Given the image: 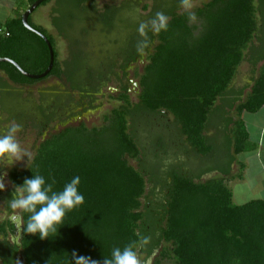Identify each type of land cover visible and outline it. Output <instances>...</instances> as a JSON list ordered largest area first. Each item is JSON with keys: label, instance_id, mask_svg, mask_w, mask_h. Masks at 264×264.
I'll list each match as a JSON object with an SVG mask.
<instances>
[{"label": "trees", "instance_id": "obj_1", "mask_svg": "<svg viewBox=\"0 0 264 264\" xmlns=\"http://www.w3.org/2000/svg\"><path fill=\"white\" fill-rule=\"evenodd\" d=\"M35 1L25 0L16 17L0 22L4 27L0 58L14 61L25 72L37 75L48 66L49 51L40 36L25 28L21 18ZM50 1L45 0L38 7ZM152 1L147 16L138 14L135 4L125 3L142 24L149 25L146 37L137 33L133 40L130 36L120 57L110 54L112 63L107 73L101 71L94 87L86 85V81L84 86L71 84L72 91H79L84 100H89L88 105L80 106L81 116L99 107L95 105V95L104 85L111 81L118 84V104L103 115L101 126H68L69 118L58 124L59 130L50 131L52 118L40 110V142L25 168L8 171L11 188L0 194V200L9 212L8 201L25 195H17L15 186L26 178L44 176V187L53 185L51 196L79 176L78 190L84 195V203L67 212L58 232L50 233L44 240L23 231L26 214H19L21 231L15 243L10 239L15 235L14 225L8 218L0 222V264H71L73 251L103 264L105 258H111L113 248L123 249L133 242L137 243L141 264H147L157 252L155 264H264V201L234 205L232 192L226 186V180L241 179L245 168L241 163V173L231 176L237 156L255 150L243 116L264 109V63L257 68L264 61V0H258V6L255 0H208L191 11L196 16L194 21L188 19V11L177 13L181 0ZM79 6V12H86ZM157 13L168 18V28L154 34L150 21ZM30 16L29 26L46 36L53 49L52 70L45 78L35 80L23 76L12 64L0 62V73L19 86H31L48 77L65 78L53 39L43 28L34 26ZM260 20L262 26L258 25ZM99 21L104 31H110L103 17ZM198 24L200 32L195 37ZM80 49L84 58L86 52ZM247 52L255 76L251 77L250 86L232 88ZM142 61L137 101L132 102L128 71ZM232 110L233 116L229 114ZM219 112L223 113L219 127L223 126V135L227 136V149L216 154L206 133L212 125L211 115ZM72 113L71 107L70 114L58 118L71 117ZM213 119L212 126L216 128L218 118ZM155 120L164 123L159 133L153 132ZM177 128L187 145L184 155L194 163L186 162L188 172L195 173L175 174L166 181L151 170L154 180H146L148 172L134 168L129 160L138 161L140 155L150 153L151 133L160 136ZM148 182L152 185L146 192ZM160 185L165 189L162 192ZM155 195L156 202L152 203ZM149 227L154 240L140 246Z\"/></svg>", "mask_w": 264, "mask_h": 264}, {"label": "rangeland", "instance_id": "obj_2", "mask_svg": "<svg viewBox=\"0 0 264 264\" xmlns=\"http://www.w3.org/2000/svg\"><path fill=\"white\" fill-rule=\"evenodd\" d=\"M205 1L208 0H192L194 6L187 11H193L197 7H200ZM128 2L135 4L138 14L143 16H147L150 13L153 5L152 0H51L46 5L38 7L31 14V23L34 26L43 28L47 35L53 39L57 60L65 72V78L63 76L61 79L48 77L31 86H17L10 83L7 77L0 73V136L7 134L10 123L15 121L21 125L22 128V131L16 134V139L21 144L22 148L29 153V155H25L20 162L7 158L0 161V180L5 183V189L4 191H0V194L11 188V183L8 179V171L12 168H25L32 159L35 153V147L40 142L38 130L43 122L41 115L42 111L46 113V117L49 116L52 118L49 121L48 129L50 131L53 129L59 130L60 126H58V124L69 118L70 120L66 124L68 126H78L80 123H84L88 127H99L102 125L103 115L107 112L109 113L112 107L118 104V101L115 99L118 94V84L115 81H111L102 89V93H104L103 96L95 97L97 100L95 105H99V107L90 109L80 117V112L82 111L80 106L86 105L89 100L88 98L84 100L83 96H80L79 91H72L71 84L80 83L79 85L84 86L83 83L86 81L88 83L86 85L91 88L94 87L96 85V79H98L99 75H102L101 71L105 70L107 73V68H109V65L112 63L110 62L112 58L111 55L114 54L120 57V54L124 53L127 46L128 38L130 36L134 37L133 40L136 38L135 35L138 33L136 29L142 23L133 11L127 10L126 4ZM79 3H81L82 6H79ZM258 5V0H255V6ZM261 5L264 9V2ZM77 6L85 9L86 12H79ZM144 6H147L146 10L143 9ZM184 11L186 10L180 7L177 13L181 14ZM102 17L106 20V24L110 26V31H104L102 29V24L99 21ZM258 17L260 19L259 13ZM258 25L262 26L261 20ZM197 26L198 27L193 32L195 37H197L200 32V24ZM111 27L115 28L111 29ZM262 32L264 34V27ZM262 37L264 40V35ZM256 43L257 42H255V44ZM80 48L86 52L83 53L84 58H82ZM248 59L249 56L246 55L245 60L239 66L232 88L251 85V77L255 76V74L252 72L253 70ZM143 65L144 61L137 62L128 71V80L132 84V89L130 91V100L132 102L137 101V83L138 77L142 74ZM254 72H256V70ZM249 89L250 87L246 89L244 96L249 92ZM69 96L71 97L69 98ZM56 101L59 106L58 109L56 108ZM71 107L74 108V113H72L71 117L67 118V116H62L58 118L60 115H66L67 112L70 114ZM54 111L56 115L50 116L54 114ZM229 114L233 116V110ZM262 115V113L259 114L258 117L255 115H246L245 119L250 123L252 118H255L257 120L253 119L252 121L257 125L259 122L263 121L261 118ZM166 116L167 118L170 117L169 115ZM215 116L218 118L217 123H219L216 130H220V132L217 133V139L215 138L214 142L210 143V145L216 154H221L227 149L225 142L227 136L223 135V126L222 129L219 127L220 123L223 122V120L220 119V117H223V113L219 112L211 115L210 118L212 119L209 122L210 124L212 123V125H215L213 119ZM163 125L164 123L161 122V120H155V129H153V132L159 133ZM212 125H209L207 128L208 137L210 139L214 136ZM143 130H145L144 127ZM249 131L250 133L253 131L252 126H250ZM159 135L160 136H157V134L154 135L151 133L148 139V143H151L153 146L149 150L150 153H145L144 156L140 155L138 161L129 160V164L141 170V172H148V175L146 174V180H150L151 177H153L152 179L154 180V176L149 174L152 170L154 175L158 174L163 180L170 181V168L176 170L178 166L182 164L185 168V171H181L182 174L190 175L191 173H195V170H192L191 173L186 172L188 171L186 162L189 165H193L194 163L190 158L184 155L183 150H186L187 145L181 142L177 132L166 130L164 134L160 133ZM255 138L256 135L253 136L252 133V137L249 139L250 144H252L251 142L255 140ZM153 141L156 146L153 145ZM148 147H150L149 144ZM140 149H142V147ZM237 158L239 161H243L245 166L241 174V179L237 177H235V179H230L229 177L230 180H226V186L232 192L233 204L242 205L256 200L264 201V151L262 154L261 151L260 154H256V152H246L239 155ZM9 165L12 166L9 167ZM192 168L193 167H191V169ZM240 170L239 165L234 164L231 176H237L241 173ZM175 174L177 175L179 173H175L174 171L172 176ZM204 178L206 177L202 179ZM151 185V182L147 183L146 192L149 191ZM161 188L160 185L158 189L161 192L165 190ZM150 199L151 197L149 200ZM151 201L152 203L156 202V195L152 196ZM143 203H145V201H143ZM8 216H10L9 212L6 210L5 204L0 200V222ZM16 216H19V214ZM163 225L164 223L162 222L161 226ZM146 231L149 242L153 241V229L149 227L146 228ZM10 239L12 240V238ZM157 257L158 252L147 264H155ZM139 259L141 260V258Z\"/></svg>", "mask_w": 264, "mask_h": 264}, {"label": "clouds", "instance_id": "obj_3", "mask_svg": "<svg viewBox=\"0 0 264 264\" xmlns=\"http://www.w3.org/2000/svg\"><path fill=\"white\" fill-rule=\"evenodd\" d=\"M181 6L187 11L194 5L192 0H181ZM188 19L194 21L196 16L193 12L188 11ZM150 30L154 34H159L161 31H167L168 18L157 13L155 18L150 21ZM148 24H141L138 28V33L141 37H146V29ZM21 125L12 121L7 130V134L0 136V161L4 159L22 161L25 155L29 153L22 148L21 144L16 139V134L21 132ZM12 165H9L11 167ZM80 177H73L70 182L66 183L63 190L53 192L49 195L52 189V184L47 187L45 178L42 175H34L32 178H26L21 185H16L15 190L17 195L24 193L23 198H13L8 201L7 208L10 218L17 214H26L27 218L23 224V231L32 236H38L40 240L47 239L50 233H57L59 225L62 224L67 212L84 203V195L78 190ZM5 183L0 180V191H4ZM13 243L16 242L13 237ZM149 243L148 237L140 239V246ZM137 243L133 242L123 249L113 248L111 258H105L103 264H141L136 251ZM71 264H98V261L83 255H77L76 251L71 253Z\"/></svg>", "mask_w": 264, "mask_h": 264}, {"label": "crops", "instance_id": "obj_4", "mask_svg": "<svg viewBox=\"0 0 264 264\" xmlns=\"http://www.w3.org/2000/svg\"><path fill=\"white\" fill-rule=\"evenodd\" d=\"M24 5H25V0H0V22H4V21H6L8 19H12V18L16 17V15H18V13L22 10ZM246 55L251 57V55L248 52L246 53ZM262 63H264V61L260 62V64L258 63L259 64L258 68L262 65ZM249 64H250V62H249ZM261 113L263 114L262 117H261L263 121L259 122L257 125H255V123L252 121L255 118H252L250 123H248L246 121L245 116L246 115H251V114H246V115L243 116L246 128H247L249 133H250V131H249L250 126L253 127V131H251V133H250V138L252 137V133H253V136L256 135L255 140H252V142H251L255 146V150H253L252 153L256 152V154H260V151H261V154H262V152L264 151L263 150L264 149V109H261V111H259L258 113L253 114L256 117H258V115L261 114ZM255 120H257V119H255ZM216 124H218V123H216ZM174 131L177 132L181 142L184 143L183 137L180 135L179 129L177 128V130H174ZM213 131H214V136L212 137V139L209 138L210 139V143H213L215 138L217 139V137H218L217 133L220 132V130L217 131L216 128H214V127H213ZM206 135L209 136L208 133H206ZM236 160L237 161H236L235 165L236 164L238 165L239 163L244 164V162L243 161H239L238 158H236ZM178 165H180V164H178ZM182 170L185 171V168H184L183 164L181 166H178V168L176 170H173L172 168H170V175H171L170 177H173L172 173L174 171H175V173L182 174L181 173ZM186 172H188V171H186ZM13 237H15V236H13ZM15 239L17 240L18 238L15 237Z\"/></svg>", "mask_w": 264, "mask_h": 264}, {"label": "water", "instance_id": "obj_5", "mask_svg": "<svg viewBox=\"0 0 264 264\" xmlns=\"http://www.w3.org/2000/svg\"><path fill=\"white\" fill-rule=\"evenodd\" d=\"M45 0H36L23 14H22V23L23 25L25 26V28H27L29 31H32L34 33H36L38 36H40L44 42L46 43L47 45V48H48V51H49V64L46 68V70L44 72H42L41 74H37V75H34V74H30L28 72H25L24 70H22L19 65L17 63H15L14 61H11L9 59H1L0 58V62H8L10 64H12L13 66H15L17 68V70H19L23 76L29 78V79H35V80H38V79H43L45 78L49 72L52 70L53 68V62H54V54H53V49L51 48V45H50V42L48 41V39L46 38V36L36 32L35 30H33L29 24H28V17L29 15H31L33 13V11L38 8V6L43 3ZM14 229L16 230V235L15 237L18 238L19 234H20V231H21V221H20V217L18 216L17 217V221L15 222V225H14Z\"/></svg>", "mask_w": 264, "mask_h": 264}, {"label": "flooded vegetation", "instance_id": "obj_6", "mask_svg": "<svg viewBox=\"0 0 264 264\" xmlns=\"http://www.w3.org/2000/svg\"><path fill=\"white\" fill-rule=\"evenodd\" d=\"M2 75H3V73H2ZM2 75H1V76H2ZM0 78H1V77H0ZM102 80H103V79H102ZM105 80H106V79H105ZM8 81H9V80H8ZM9 82L12 83L11 81H9ZM1 83H3L2 80H1ZM12 84H13V83H12ZM14 85H16V84H14ZM3 86H4V83H3ZM3 86H2V87H3ZM17 86H18V85H17ZM105 86H106V85H104L103 88H104ZM103 88H101V89L99 90V93L96 94L95 96H101V95L103 96V94H104V93H102V89H103ZM80 109L82 110V107H80ZM79 111H80V110H79ZM66 115H67V114H66ZM82 116H83V114H82ZM82 116H80V117H82ZM2 194H3V193H2ZM2 194H1V196H2ZM1 201H2V200H1ZM2 202H3V201H2ZM4 204H5V203H4ZM17 217H18V216H16V217H11V218H10V216H8L7 218L9 219L10 224L15 225V222L17 221ZM5 219H6V218H4L3 220H5ZM3 220H2V221H3ZM2 221H1V222H2ZM14 234L16 235V230H15V233H14Z\"/></svg>", "mask_w": 264, "mask_h": 264}, {"label": "built area", "instance_id": "obj_7", "mask_svg": "<svg viewBox=\"0 0 264 264\" xmlns=\"http://www.w3.org/2000/svg\"><path fill=\"white\" fill-rule=\"evenodd\" d=\"M3 29H4V27L0 26V34H2V32H3ZM5 35L7 36L8 34H7V33H5Z\"/></svg>", "mask_w": 264, "mask_h": 264}]
</instances>
